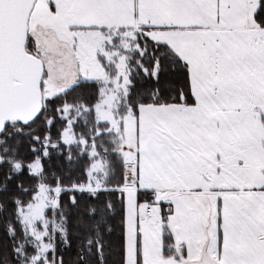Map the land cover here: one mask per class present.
Masks as SVG:
<instances>
[{
  "label": "snow or ice",
  "instance_id": "1",
  "mask_svg": "<svg viewBox=\"0 0 264 264\" xmlns=\"http://www.w3.org/2000/svg\"><path fill=\"white\" fill-rule=\"evenodd\" d=\"M0 264H264V0H0Z\"/></svg>",
  "mask_w": 264,
  "mask_h": 264
}]
</instances>
